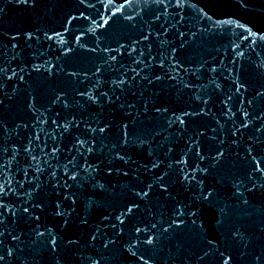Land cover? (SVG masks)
Here are the masks:
<instances>
[{
  "label": "water",
  "instance_id": "95a60500",
  "mask_svg": "<svg viewBox=\"0 0 264 264\" xmlns=\"http://www.w3.org/2000/svg\"><path fill=\"white\" fill-rule=\"evenodd\" d=\"M0 264H264V0H0Z\"/></svg>",
  "mask_w": 264,
  "mask_h": 264
}]
</instances>
